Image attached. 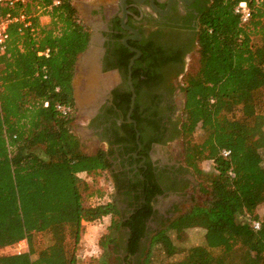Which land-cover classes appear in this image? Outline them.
I'll return each instance as SVG.
<instances>
[{"label":"trees","instance_id":"1","mask_svg":"<svg viewBox=\"0 0 264 264\" xmlns=\"http://www.w3.org/2000/svg\"><path fill=\"white\" fill-rule=\"evenodd\" d=\"M239 1L211 0L199 17L198 66L185 78L184 155L194 167L209 161L213 172L200 168L206 198L172 225L202 227L203 243L170 264H264V217L255 212L264 204V0H245V22L234 12ZM47 13L48 23L32 18L34 36L12 29L9 53L0 57V248L23 238L28 244L0 254V264H76L83 222L116 213L110 201L84 205L77 173L102 168V157L80 151L74 114L54 106H73L75 61L88 30L72 0ZM43 48L48 56L37 55ZM41 232L51 241L32 258Z\"/></svg>","mask_w":264,"mask_h":264},{"label":"flooded vegetation","instance_id":"2","mask_svg":"<svg viewBox=\"0 0 264 264\" xmlns=\"http://www.w3.org/2000/svg\"><path fill=\"white\" fill-rule=\"evenodd\" d=\"M76 1L86 46H100V71L111 77L97 108L80 117L74 108L72 124L80 151L102 157L93 174L105 173L113 189L116 213L106 215L97 264H146L154 240L199 204L200 167L185 160L182 121L199 17L211 0Z\"/></svg>","mask_w":264,"mask_h":264},{"label":"rangeland","instance_id":"3","mask_svg":"<svg viewBox=\"0 0 264 264\" xmlns=\"http://www.w3.org/2000/svg\"><path fill=\"white\" fill-rule=\"evenodd\" d=\"M76 0H72L74 2ZM260 37L257 38L259 42ZM198 66V55H193L190 63V71L194 72ZM112 76V75H111ZM110 75L107 79H110ZM257 132L254 133V136ZM199 131H196L192 140L199 138ZM199 167L203 172H213L209 161H200ZM200 177V176H199ZM204 186L207 182L203 181ZM80 188L84 195V205L96 204V198L108 194L104 200L105 203L111 200L113 196V189L109 177L105 173L88 175L81 174L80 177ZM205 192H198L197 203H201L206 198ZM255 212L259 218L264 217V204L259 205ZM182 217V216H181ZM179 217V218H181ZM188 215H183L182 218H189ZM178 218V219H179ZM181 218V219H182ZM109 222V216H103L102 218L92 221L83 222L80 239L76 246L77 263L76 264H97L98 257L100 256L101 248L99 244V238L105 232L106 226ZM173 225V224H172ZM171 227L164 233H161L158 239L160 241L153 244L149 254V260L147 264H170L174 261L181 259L185 253V250L191 246L203 243L204 229L200 226H186V227ZM50 234L48 232L36 233L32 238L33 253L32 258L35 257L36 253L43 247L50 243ZM173 246L176 247V251L173 250ZM13 249L9 247L0 248V254L12 253Z\"/></svg>","mask_w":264,"mask_h":264},{"label":"built area","instance_id":"4","mask_svg":"<svg viewBox=\"0 0 264 264\" xmlns=\"http://www.w3.org/2000/svg\"><path fill=\"white\" fill-rule=\"evenodd\" d=\"M57 4H59V0H52L47 6L38 5L33 0H0V57L6 56L9 53L12 29L19 35L29 31L31 35L34 36L35 32L32 26V18L36 16L41 24L48 23L50 17L47 10ZM234 12L240 16L242 22L247 21L250 16V9L245 0H241L235 5ZM38 45L39 44L36 42L35 46L38 47ZM49 53V48L37 50V55L48 56ZM43 69L44 68H42V70ZM43 105L47 106V101H45ZM54 106L61 115L67 116L72 113L74 114L73 106L70 104L57 102ZM222 154L224 156L228 155L229 150L223 149ZM231 176H234V174L231 173ZM107 195L108 194H105L104 196L96 198V204L104 202L103 199H105ZM250 224L254 229L259 227L258 221L253 220ZM6 247L12 248V253L18 254L27 251L28 244L27 240L23 238Z\"/></svg>","mask_w":264,"mask_h":264},{"label":"water","instance_id":"5","mask_svg":"<svg viewBox=\"0 0 264 264\" xmlns=\"http://www.w3.org/2000/svg\"><path fill=\"white\" fill-rule=\"evenodd\" d=\"M74 8L79 6L80 1H74ZM98 34L92 35L97 37ZM100 46L92 41L81 51L75 61V72L72 79L73 94L76 100L74 108L77 109L76 116L89 115L97 108L94 103L96 98L101 95L104 88H108V75L102 74L99 67Z\"/></svg>","mask_w":264,"mask_h":264},{"label":"crops","instance_id":"6","mask_svg":"<svg viewBox=\"0 0 264 264\" xmlns=\"http://www.w3.org/2000/svg\"><path fill=\"white\" fill-rule=\"evenodd\" d=\"M73 120L71 121V126H72V124H73ZM73 128V127H72ZM81 174H83V175H88L87 173H85L84 171H82V172H78L77 173V175L79 176V177H81ZM27 250H28V248H27Z\"/></svg>","mask_w":264,"mask_h":264}]
</instances>
